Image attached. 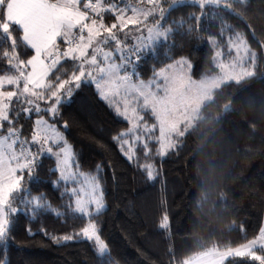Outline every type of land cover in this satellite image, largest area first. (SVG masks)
Here are the masks:
<instances>
[{
  "label": "trees",
  "instance_id": "obj_1",
  "mask_svg": "<svg viewBox=\"0 0 264 264\" xmlns=\"http://www.w3.org/2000/svg\"><path fill=\"white\" fill-rule=\"evenodd\" d=\"M169 1L161 0L169 22L165 27L201 13L191 1L173 5ZM215 4L199 24L177 26L157 42L139 61L133 80L148 81L157 69L178 58L191 65L192 79L212 75L217 72L214 51L219 49L227 58L231 37L237 34L250 51L253 74L213 89L182 147L169 150L163 161L155 143H149L147 151L137 144L135 155L127 159L113 138L128 131V121L101 99L94 85H66L72 92L59 105L57 126L73 146L78 164L73 169L100 178L106 209L95 219L81 218L73 211L74 197L61 199L63 182L55 185L59 173L50 171L55 160L42 156V167L33 173L38 179L29 184L25 173L23 184L33 196L44 193L63 215L59 219L51 212L19 215L4 253L10 264H168L170 249L185 260L214 246L239 247L258 235L264 221V0ZM32 54L28 49V58ZM62 63L67 71L63 78L68 79L72 62ZM23 123L30 138L33 122ZM145 164L155 166L154 179L138 166ZM97 165H102L98 173ZM68 203L72 208L62 207ZM165 214L170 227L162 232ZM90 219L107 246L103 254L94 241L78 235ZM65 236L72 239L65 241ZM236 259L250 260L226 257L225 264Z\"/></svg>",
  "mask_w": 264,
  "mask_h": 264
},
{
  "label": "snow or ice",
  "instance_id": "obj_2",
  "mask_svg": "<svg viewBox=\"0 0 264 264\" xmlns=\"http://www.w3.org/2000/svg\"><path fill=\"white\" fill-rule=\"evenodd\" d=\"M180 2L173 0V4ZM191 3L201 9L199 16L190 13L187 20L172 21L171 26L165 27L169 22L161 0H140L131 6L123 0H0V40L3 41L0 44V244H3L0 264H10L4 253L19 215L51 212L58 219L63 215L52 207L44 193L33 196L31 188L23 184L25 173L29 184L38 179L33 173L42 167V156L55 157L57 167L50 171L60 172L54 183L63 182L61 199L67 196L71 201L79 196L82 189L73 185L78 175L83 176V183L89 188L88 198H77L73 209L81 218L95 219L106 209L100 178L71 170L78 167L73 146L57 127L59 105L72 92L66 85L74 84L76 88L81 84L95 85L101 99L108 101L118 116L131 122L127 132L113 138L127 159L133 158L137 144H142L144 151L149 149V143L158 144L157 155L161 161L169 150L182 147L189 133L177 122L175 113L181 99L180 84L186 73L175 77L161 70L148 82H135L133 78L139 72V61L153 52L157 41L167 38L177 26L183 27L192 21L199 24L208 10L216 7L214 0H191ZM129 11L132 15H128ZM106 13L116 22L106 24ZM130 24L136 26L135 34L125 31ZM28 49L34 50L30 58ZM62 61L72 62V75L68 79L63 78L67 71ZM177 64L191 68L186 60ZM216 67L221 70L224 65L216 64ZM156 76L161 79L157 80ZM187 76L191 82V75L187 73ZM111 83L123 85L125 92L131 88L135 98L129 100L127 96H120L119 91L111 92L108 90ZM146 119L156 123L149 126ZM29 120L33 122L30 138L24 134L23 123ZM129 136L131 140L125 138ZM138 166L147 170L150 180L157 176L153 164ZM101 169L102 165H97L95 171L98 173ZM62 207L72 208V205ZM91 219L78 235L94 241L103 254L107 246ZM159 227L162 232L170 227L166 214ZM63 239L68 241L72 236ZM225 247L227 250L220 251L214 246L185 260L170 249L168 264H225L226 257L250 258L228 260L227 264H264V227L248 243L236 248Z\"/></svg>",
  "mask_w": 264,
  "mask_h": 264
},
{
  "label": "rangeland",
  "instance_id": "obj_3",
  "mask_svg": "<svg viewBox=\"0 0 264 264\" xmlns=\"http://www.w3.org/2000/svg\"><path fill=\"white\" fill-rule=\"evenodd\" d=\"M183 1H191V0H182V2ZM217 1L218 0H214V3H216ZM123 2L129 4L130 6L137 4L136 2H134V0H123ZM169 4L173 5V0H170ZM146 6L150 7V5H146ZM110 15H111L110 13L105 14V22H109L111 20H114V19L109 18ZM128 15H132L131 11L128 12ZM115 22L116 21L114 20V23ZM135 27L136 26L130 24L128 26V28L125 29V31L131 30L135 34ZM120 35L123 36V33H120ZM164 39L165 38H161L159 41L164 40ZM159 41H157V42H159ZM230 48H231V50H230ZM229 52L230 53L227 55L228 57L224 58L222 55V52L219 49L215 50L214 51L215 65L216 64H222V65H224V67H222L221 70L216 67L217 68L216 73H214L212 75L205 76V77L198 79V80H194V79L190 78L191 82H189V77L187 76V73L189 74L188 67H186L184 65L177 64V61L186 60L185 58H178V59L164 65L163 67H161L155 71L154 75L156 73H159L161 70H165L167 75L175 76V77H179V76L186 73L185 78L181 81V84H180L181 99L177 105V111L175 113V119L177 120V122L179 124L184 125L185 131H187L193 125V123L197 120L198 111H199L201 104L210 98V94H211V91L213 89L219 87L224 82L231 81V80H235V81L240 80V79H243L245 77H249L253 74L252 56H251L250 51H249L248 47L246 46L244 40L238 34L232 35L231 41L229 42ZM218 53H221L220 57H219ZM169 65H175V67L169 68ZM226 76L228 77L227 79H225ZM156 79L160 80L161 78L159 76H156ZM148 81H144V82H148ZM135 82H139V81H135ZM185 86L187 89L186 91H185ZM95 89H96V87H95ZM108 90H110L111 92L119 91L120 96H122V97L127 96V98L129 100L134 99L135 95H136L131 88H129L128 91L125 92L123 85H117L115 83L109 84ZM132 106L135 107L136 105L133 104ZM120 107H121V112H123V110H124L123 109V102H121ZM129 115H131V112L129 113ZM128 123L131 127V122L128 121ZM129 140H131V139H129ZM52 158L55 160V157H52ZM56 167H57V165H56V160H55V168ZM71 170L74 172H78L77 170H75L73 168ZM57 171L60 175V172L58 169H57ZM78 173H80V172H78ZM73 186H75L78 190L82 189V191H79L78 197L74 196V208H75V200L77 198L82 199V200H86L88 198L89 188H88V185L83 183V176L82 175L77 176V182ZM263 227H264V223H263ZM97 250H98V248H97ZM200 254L193 256L192 258H195V257L199 256Z\"/></svg>",
  "mask_w": 264,
  "mask_h": 264
},
{
  "label": "crops",
  "instance_id": "obj_4",
  "mask_svg": "<svg viewBox=\"0 0 264 264\" xmlns=\"http://www.w3.org/2000/svg\"><path fill=\"white\" fill-rule=\"evenodd\" d=\"M32 51H33V54H34V50H32ZM263 223H264V221H263ZM220 251H224V250H220ZM200 253H202V252H200ZM200 253H198V254H200ZM198 254H195V255H193V256H196V255H198ZM193 256H192V257H193ZM192 257H191V258H192Z\"/></svg>",
  "mask_w": 264,
  "mask_h": 264
}]
</instances>
